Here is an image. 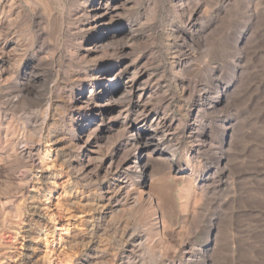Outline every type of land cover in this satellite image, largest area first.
I'll return each mask as SVG.
<instances>
[{
	"label": "rangeland",
	"instance_id": "1",
	"mask_svg": "<svg viewBox=\"0 0 264 264\" xmlns=\"http://www.w3.org/2000/svg\"><path fill=\"white\" fill-rule=\"evenodd\" d=\"M135 1L131 11L116 21L123 26L131 21L139 24L129 54L140 61L157 92L148 114L155 115L163 108L172 119L163 137L154 134L156 123L148 127L147 138L159 142L168 153L156 155L144 169L146 190L154 194L164 225L156 228L134 208L108 205L103 211L106 202L101 188L108 184L116 187L121 172L103 170L96 177L78 179L63 162L77 154L69 155L60 148L51 151L50 159H43L53 164L54 154L62 151L59 155L63 157L50 167L53 174L46 178L48 184L39 185L40 169L35 168L27 191L21 195L18 177L27 173L26 162L4 153L0 158V198L10 196L14 203L8 212L0 210V263L14 264L20 257L21 264H264V0H206L200 22L203 29L194 34L193 45L171 44V49L167 41L170 0ZM169 50L182 58L190 53L193 66L177 73ZM63 76L61 71L49 80L59 77L62 82ZM177 77L189 83L185 96L175 83ZM217 86H226L219 107L211 104ZM165 96L168 107L163 102ZM199 98L210 103L199 114L198 110L188 112L187 105ZM4 101L0 95V111L8 115L7 121L0 123V134L5 126L24 125L28 140H39L41 118L36 119L33 113L41 115L44 108L26 102L21 110H8ZM48 102L51 107L44 131L64 128V110L56 95ZM123 106L131 115L137 112L133 100ZM192 114L198 118L190 134L187 128ZM224 128L227 134L223 139ZM115 137L104 151L110 155L119 141ZM2 138L0 135V147L5 141ZM45 139V135L40 139L42 156L49 144ZM187 153L194 173L190 177L178 174L177 164ZM171 162L176 164L172 169ZM205 173L209 177L201 181ZM128 177L132 182L140 180L134 174ZM49 188L52 194L45 195ZM33 205H38L50 222L49 245L44 232L37 229ZM209 236L213 241L208 245Z\"/></svg>",
	"mask_w": 264,
	"mask_h": 264
},
{
	"label": "bare ground",
	"instance_id": "2",
	"mask_svg": "<svg viewBox=\"0 0 264 264\" xmlns=\"http://www.w3.org/2000/svg\"><path fill=\"white\" fill-rule=\"evenodd\" d=\"M205 3L206 0H170L168 22L171 27L167 29L170 49L171 44L188 47L187 42L189 46L193 45L194 34L203 29L200 22L205 15ZM135 5V0H0L1 98H4L8 110H21L26 102L44 108L41 115L33 113L36 119L41 118L37 130L39 140H28L22 124V128L5 126L1 129L0 135L5 141L0 147V158L4 153H10L26 162L27 173L18 177L17 191L21 195L27 191L33 179L31 171L35 168L40 169L36 171L38 176L40 173L39 185L48 184L46 178H52L53 174L50 167L54 162H59L58 157H63L59 155L62 151L52 156L53 164L44 163L43 159L56 148L66 150L69 155L77 154L75 158L69 157L63 162L78 179L96 177L103 170L120 171L122 179L116 187L108 184L101 188V198L106 202L103 211L109 208L108 205L115 209H138L145 220L150 219L156 228H160L164 225V217L158 216L156 198L146 190L148 179L144 177V169L151 159H156V155L165 157L168 152L159 142L149 140L147 136L150 134L148 127L153 123L157 126L154 134H160V137L166 135L172 119L163 108L155 115L148 114L149 104L157 92L152 78L146 76V71L140 67V61L131 59L129 54L139 24L131 21L123 26L116 21ZM174 52H170L174 71L182 73L193 66L190 53L182 58ZM74 64L80 65V68H74ZM61 71L65 74L62 82H59V77L49 80L56 74L60 76ZM185 80L182 77L175 79L181 96H185L189 90V83ZM225 91L226 86H217L211 104L219 107ZM53 94L63 107L65 127L44 131L43 124L51 107L48 99ZM128 100H133L137 107L134 115L129 114L123 106ZM163 102L169 106L167 96ZM208 103L207 98H199L187 105L186 110L193 114L198 110L199 114ZM193 114L187 128L190 134L198 118ZM7 117L5 112L0 111L1 124L7 121ZM132 130L135 131L131 133ZM226 134L224 128L223 139ZM43 135L49 144H45V154L42 156L43 144L40 139ZM114 136L119 141L110 155L104 151ZM190 161L187 153L178 162L180 176L194 175ZM175 165L171 162V169ZM132 174L139 176L140 180L132 182L128 177ZM206 174L202 175L201 181L207 180L209 176ZM47 191L45 195H51L53 189ZM3 198H0V210L8 212L13 208L14 200L10 196ZM32 207L39 223L37 229L40 233L44 232L49 245L48 237L52 232L47 226L50 222L40 212L38 205ZM212 241L213 238L209 236L208 245ZM22 262L18 257L14 264Z\"/></svg>",
	"mask_w": 264,
	"mask_h": 264
}]
</instances>
